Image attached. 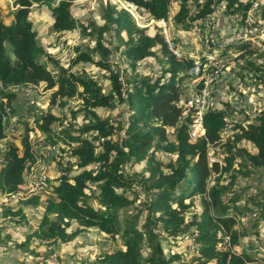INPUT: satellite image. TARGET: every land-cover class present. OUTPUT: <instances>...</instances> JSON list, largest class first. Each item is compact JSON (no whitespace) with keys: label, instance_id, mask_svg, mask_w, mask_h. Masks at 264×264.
<instances>
[{"label":"trees","instance_id":"16d2710c","mask_svg":"<svg viewBox=\"0 0 264 264\" xmlns=\"http://www.w3.org/2000/svg\"><path fill=\"white\" fill-rule=\"evenodd\" d=\"M73 0H15L18 6L12 11L9 21L0 11V84L2 86H32L45 82L53 88L49 103L65 105L74 96L81 99L76 111H83L86 119L74 127L68 125L54 129L62 118L51 110L35 113V127L44 132L51 143H63L70 149L73 161L60 167V174L52 185L53 194L43 202V211L37 227L26 235L25 242L32 238L40 242L67 241L85 228L95 226L99 230L117 235L125 248L105 251L93 264H264V255L245 250L237 251L224 243L229 236L231 244L237 243L234 224L237 214L248 209L239 206V194L227 199L222 195L239 175L247 176L264 170V109L245 124L234 122V131L224 142L223 160L209 162L207 149L221 141V131L226 127L225 117L236 120L232 109L210 107L203 114L204 134L190 140L187 125L192 113L182 105V82L188 77L193 57L174 53L162 31L153 33L147 26L137 24L131 12L108 0L102 11L104 24H93L84 31L96 35L95 44L88 49H79L73 62H92L109 72V89L101 90L93 78L57 66L52 72L45 61L37 59L45 53L38 45L30 9L33 5L49 8L54 31L72 30L77 27L70 6ZM137 9L148 13L150 18L168 19L169 9L175 2L172 20L183 28L200 23L217 13L222 0H124ZM253 0H226L224 12L239 15L243 22ZM264 18V4L260 6ZM112 29L117 41L122 44V53L133 75L122 79L118 69L109 60L111 48L102 40V34ZM170 37L177 43L175 30ZM264 44V38L262 39ZM8 47H10V56ZM249 40L226 43L221 53L233 48L244 57L247 67L255 76V82L264 91V53L260 60L245 58L254 51ZM98 52L99 56L94 57ZM154 57L161 62L157 74H141L136 71L140 61ZM258 58V57H257ZM15 94L0 89V141L6 135V114ZM5 98V100H4ZM126 104V116H101L96 108L114 109ZM171 127L174 138H168ZM26 127L20 144L10 140L2 152L0 165V193L14 194L22 189L24 171L36 159L31 149ZM89 134V137L87 136ZM247 141L254 151L237 143ZM172 154L164 162L157 152ZM141 165V170L126 171L125 164ZM75 166V167H73ZM213 173H216L212 176ZM225 173L229 180L224 182ZM211 179L213 182L210 183ZM200 195L202 208L192 212L186 220L192 197ZM256 206V221L264 219V188L262 195L249 196ZM189 198V201L185 200ZM24 204L40 203L38 193L20 199ZM137 201V202H136ZM4 215L19 214L25 218L22 208L13 210L5 206ZM142 215V217H141ZM141 217V223H138ZM77 223L74 231L67 228ZM190 235L194 253L187 260L188 252L170 253L173 238ZM224 242V243H223ZM219 243V245H218ZM169 248V249H168ZM30 251H33L32 249Z\"/></svg>","mask_w":264,"mask_h":264},{"label":"rangeland","instance_id":"374dc122","mask_svg":"<svg viewBox=\"0 0 264 264\" xmlns=\"http://www.w3.org/2000/svg\"><path fill=\"white\" fill-rule=\"evenodd\" d=\"M57 1V0H56ZM108 0H73L70 11L76 19L77 27L72 30L54 31L51 29L53 17L49 8L45 5H33L29 12L34 31L36 33V41L38 45L44 48L45 53L37 56L38 60L45 61L47 67L55 72L57 66H61L73 71L76 74H83L95 79L101 86L103 92L109 89V72L92 62L84 60L73 62V58L77 55L79 49L91 48L96 41V35H89L86 32L91 30L93 24L102 25L104 19L102 11ZM118 7L122 6L128 9L135 17L137 24L147 26L148 31L153 33L160 30L164 34L165 31L171 34L172 29L175 30L177 36V49L181 53L192 56L194 59L202 53V50L210 48V54L214 55L215 60L221 68L220 75L213 81V97L216 107H228L232 109L236 120L228 118V123L222 131V139L217 144H212L207 149L209 162L213 160H223L225 155L224 142L227 137L232 134L234 122L247 123L264 109V91L260 85L255 82V76L248 69L244 57L240 56L241 51L228 48L225 53H221L226 43L237 41L232 37L231 32L235 28V23L240 24L239 15H230L224 12L226 0H222L217 5V13H214L211 24L207 26L205 20L203 23L207 27H200V23L193 24L190 27L183 28L176 25L172 20V15L177 9L175 2L169 9L168 19L150 18L148 13L142 9H137L135 5L124 0H110ZM264 4V0H253L248 10V15L256 18L255 25L258 34L249 39L254 45L256 51L246 56L260 60L259 53H264V18L260 16V6ZM18 5L15 0H0V11L9 21L11 11L15 10ZM11 13H8V12ZM209 21V20H208ZM222 37V38H221ZM171 38V37H170ZM248 38V37H247ZM218 41H213V40ZM230 39V40H229ZM103 42L111 48L109 60L113 68L118 69L122 79L133 75L128 61L122 53V44L117 41L113 30L110 29L102 34ZM206 43L210 44L207 45ZM219 43V44H218ZM220 45V46H219ZM8 47L10 56L13 58ZM99 56L98 52L94 53V57ZM258 57V58H257ZM161 62L154 57H148L140 61L136 71L141 74H157L161 68ZM185 78L182 82L183 93L182 98L187 93L185 90ZM0 89L11 91L15 94L11 101V110L6 114V137L0 141V165L2 163V152L8 141L14 140L20 144L26 127H32L28 132V140L31 149L36 152V159L30 164L28 169L24 171L25 182L22 189L14 194L0 193V264H93L100 255L105 251H113L118 247L125 248L119 236L111 235L99 230L95 226H90L84 230L76 232L71 239L67 241L56 242H40L38 239L32 238L29 242H25L26 235L34 230L41 218L43 211V202L49 195L53 194L52 185L56 177L60 174V167L65 166L68 160L73 161L74 156L70 155V149L63 143L51 144L45 139V134L35 127V113L40 110H51L53 113L62 118V123H55L54 129L68 125L71 121L76 127L82 124L86 119L83 111H76L75 117H72L71 109H77L80 106L81 99L74 96L68 102L60 106L57 103L50 104L49 98L53 88H46L45 82H40L32 86L7 85ZM189 92V91H188ZM5 100V98H4ZM126 104L120 105L114 109L105 107L96 108L101 116H118L125 118ZM248 118V119H247ZM168 138L173 139L174 134L171 127H167ZM89 137V134H87ZM237 146H243L248 150L254 151L253 144L247 141L237 143ZM157 155L164 162H167L172 154L158 151ZM75 167V166H73ZM126 171L141 170V165L125 164ZM216 173H213L214 176ZM224 182L229 180L227 173L224 174ZM213 182L211 179L210 183ZM264 188V170H259L247 176L239 175L235 178L230 188L223 193V199H227L233 194H239V206H247L248 209L241 214H237V221L234 224V230L237 232V243L231 244L229 236L225 237L224 244L231 246L237 251L245 250L257 255H264V219L256 221L257 209L249 200L250 195H262ZM38 193L40 203L37 205L24 204L20 199L29 197ZM193 205L186 211V220H188L192 212H199L202 208L200 203V195L196 194L192 198ZM189 201V198L185 200ZM137 202V201H136ZM5 206L16 210L22 208L25 218H21L19 214L4 215ZM142 217V215H141ZM141 217L138 223L142 220ZM141 223V222H140ZM77 227L76 222H72L67 228L69 232L74 231ZM170 253L188 252L187 260L195 252L190 235L184 233L170 241ZM219 245V243H218ZM33 251H30V250ZM169 249V248H168ZM176 264H181L179 261Z\"/></svg>","mask_w":264,"mask_h":264},{"label":"built area","instance_id":"2783aa9c","mask_svg":"<svg viewBox=\"0 0 264 264\" xmlns=\"http://www.w3.org/2000/svg\"><path fill=\"white\" fill-rule=\"evenodd\" d=\"M247 15L243 22L239 20L240 24L235 23V28L231 32L232 37L230 39L234 38L235 40H249L254 35L256 36L258 34V32H256L257 27L255 25L256 18L253 16H249L247 18ZM212 17L213 16H211L209 19H206V24L208 22L211 24L212 21L210 22V20H212ZM207 26L209 25L207 24ZM207 26L205 25V27ZM261 32H264V28L261 29ZM164 36L168 42L169 48L180 56L182 53L177 49V45L172 40V38H170L167 31H165ZM213 41L218 40L214 39ZM206 44L210 45L208 43ZM209 51L210 48L202 50L200 55H198L195 59L193 58V64L187 71L188 79L186 81L187 86H185L187 93L181 99L182 105L186 108V110H190L192 113L191 121L187 125V131L190 140L192 141L197 140L204 134V112L210 107H216L215 99L212 94L213 81L216 80V78L220 75L219 73H221V68L219 63H217V57L215 60V56L210 54ZM225 119L228 123V118L225 117Z\"/></svg>","mask_w":264,"mask_h":264},{"label":"water","instance_id":"95a60500","mask_svg":"<svg viewBox=\"0 0 264 264\" xmlns=\"http://www.w3.org/2000/svg\"><path fill=\"white\" fill-rule=\"evenodd\" d=\"M12 12V11H11ZM10 11L8 13H11Z\"/></svg>","mask_w":264,"mask_h":264},{"label":"crops","instance_id":"0c3cea01","mask_svg":"<svg viewBox=\"0 0 264 264\" xmlns=\"http://www.w3.org/2000/svg\"><path fill=\"white\" fill-rule=\"evenodd\" d=\"M222 38V37H221Z\"/></svg>","mask_w":264,"mask_h":264}]
</instances>
